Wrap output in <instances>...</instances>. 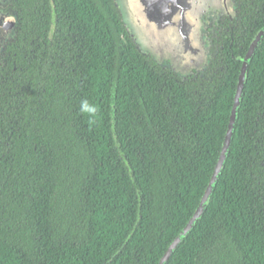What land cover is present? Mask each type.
<instances>
[{
    "label": "trees",
    "instance_id": "obj_1",
    "mask_svg": "<svg viewBox=\"0 0 264 264\" xmlns=\"http://www.w3.org/2000/svg\"><path fill=\"white\" fill-rule=\"evenodd\" d=\"M2 8L0 264H158L212 177L264 0L205 18L207 66L185 76L136 44L115 0ZM262 193L264 35L208 204L165 264H264Z\"/></svg>",
    "mask_w": 264,
    "mask_h": 264
},
{
    "label": "water",
    "instance_id": "obj_2",
    "mask_svg": "<svg viewBox=\"0 0 264 264\" xmlns=\"http://www.w3.org/2000/svg\"><path fill=\"white\" fill-rule=\"evenodd\" d=\"M6 1L0 0V50L15 22L14 15L2 8ZM115 2L136 44L151 55L157 63L167 62L173 71L184 76L200 72L207 66L210 44L204 40L203 27L206 26L204 16L209 13H234V0H115ZM263 35L264 26L256 33L243 58L226 134L209 184L193 215L171 242L158 264L166 263L180 240L193 227L208 204L232 140L248 66Z\"/></svg>",
    "mask_w": 264,
    "mask_h": 264
},
{
    "label": "flooded vegetation",
    "instance_id": "obj_3",
    "mask_svg": "<svg viewBox=\"0 0 264 264\" xmlns=\"http://www.w3.org/2000/svg\"><path fill=\"white\" fill-rule=\"evenodd\" d=\"M235 7H236V5H235ZM222 15H225V14L209 13V14H207V15L204 16V19H205V18H212L213 20H218V19H220V17H221ZM231 15H232V14H231ZM206 26H207V25H206ZM206 26L204 27V29L206 28ZM263 26H264V25H263ZM204 38H205V35H204ZM245 54H246V53H245ZM244 56H245V55H244ZM243 58H244V57H243ZM242 61H243V59H242ZM241 65H242V64H241ZM263 195H264V193L261 194L260 198H262Z\"/></svg>",
    "mask_w": 264,
    "mask_h": 264
},
{
    "label": "rangeland",
    "instance_id": "obj_4",
    "mask_svg": "<svg viewBox=\"0 0 264 264\" xmlns=\"http://www.w3.org/2000/svg\"><path fill=\"white\" fill-rule=\"evenodd\" d=\"M203 34H204V27H203ZM205 35V34H204ZM204 40L206 41V39L204 38Z\"/></svg>",
    "mask_w": 264,
    "mask_h": 264
},
{
    "label": "clouds",
    "instance_id": "obj_5",
    "mask_svg": "<svg viewBox=\"0 0 264 264\" xmlns=\"http://www.w3.org/2000/svg\"><path fill=\"white\" fill-rule=\"evenodd\" d=\"M207 42V41H206Z\"/></svg>",
    "mask_w": 264,
    "mask_h": 264
}]
</instances>
